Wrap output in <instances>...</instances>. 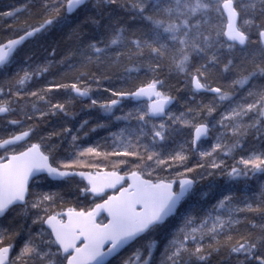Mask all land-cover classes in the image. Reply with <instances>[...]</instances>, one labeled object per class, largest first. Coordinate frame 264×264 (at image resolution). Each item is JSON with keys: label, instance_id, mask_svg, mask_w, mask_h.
<instances>
[{"label": "snow or ice", "instance_id": "6c2138e0", "mask_svg": "<svg viewBox=\"0 0 264 264\" xmlns=\"http://www.w3.org/2000/svg\"><path fill=\"white\" fill-rule=\"evenodd\" d=\"M53 30L51 58L37 60L27 45ZM64 70L74 75L61 82ZM42 76L53 79L37 89ZM258 79L264 0H16L0 11V264H264V182L258 195L222 192L209 205L210 184L192 199L206 178H264ZM25 96L49 111L25 110ZM68 97L104 118L42 129L40 120L74 117ZM113 121L124 122L114 148L82 143ZM184 129L192 134L177 148ZM197 154L203 162L190 166ZM101 155L116 157L111 170L84 159Z\"/></svg>", "mask_w": 264, "mask_h": 264}, {"label": "trees", "instance_id": "16d2710c", "mask_svg": "<svg viewBox=\"0 0 264 264\" xmlns=\"http://www.w3.org/2000/svg\"><path fill=\"white\" fill-rule=\"evenodd\" d=\"M16 4V0H0V11H4L7 9V7L9 5H14ZM60 39V32L58 30H53L50 33L45 34L43 37L42 36H38L35 40H33L32 42H30L27 47L28 49L35 47L39 48L40 51V55L42 58L48 57L51 58V51L50 49H48V45L50 43H52L54 40H58ZM65 54V42L61 41L58 49H57V54H56V59L59 60L61 56H63ZM56 68V70L58 69H62L63 66L62 65H54L53 66V71ZM55 70V71H56ZM74 75V73L69 72V71H62L61 72V76L56 77V79L61 80V82H65L62 77H72ZM47 77V76H45ZM43 77L39 78V82H42ZM143 78V77H141ZM53 78L48 76V78L46 79V83L48 81H51ZM135 79H133L132 83H135ZM172 82H175V80H172ZM254 83L256 84H260V83H264V79H258L257 81H255ZM253 83H249L248 85H245L244 90L241 91L240 94H243V92H245L248 88L252 87ZM177 89L180 88V85L176 86ZM93 91L96 92L95 87L93 88ZM107 98L108 97V93L104 92L103 89H101L100 91L96 92V97L98 99H106L104 97ZM174 94H179L180 96L184 97L185 96V91L183 89H181L179 91V93L174 92ZM37 97H30V96H25V97H21V101L22 104L21 106L29 111V112H35L36 109H40L43 111H49L47 105L43 104L42 106L39 104V99ZM186 98V97H185ZM57 99H64V97H60L58 96ZM35 106V107H33ZM67 107L69 109H72L75 113L74 117H68V118H64L63 116H56V117H51L50 118V122L46 121V120H40L38 114L34 116V119L36 120H40V127L42 129L51 131L53 129L58 130L59 127L63 124H72V125H77L79 124L80 121L82 120H88V127H91L92 125L96 124L97 122L102 121V119L104 118L105 114L98 109V107H89V105L87 103L82 104L81 103V99L77 98V100L75 101V103L73 104L71 97H68L67 99ZM130 107V105H129ZM180 109V105H174L173 106V111H176L177 113L179 112ZM117 114H119V112H117ZM94 117V120L90 119V116ZM124 126V122L123 121H113L111 123V125L109 127L106 128H97V130L95 132H91L90 135L87 138H84L82 140V143L84 145L87 144H94L96 146H98L102 151L103 150H111L112 148L115 147L116 143L120 142V135H119V130L121 127ZM190 129H184L183 132H188V134L190 133ZM251 137V136H249ZM115 142V143H114ZM179 141L177 140L176 142V146L178 145ZM201 149H210V144L206 141H204L203 143H201L200 145ZM66 155L71 156L72 153H66ZM84 159L86 160H94V161H100L101 162V169L100 170H111V162L114 161L116 159V157H104L103 155L99 156V157H93V156H86L84 157ZM197 161H202L201 157H199V155L197 154L196 156L192 157V160L190 162V166L191 164L196 163ZM105 164L108 165L107 168H105ZM123 167V166H121ZM202 171L201 169H198L197 172ZM210 179H216V182H211ZM261 182H264V178H252L250 180H248L247 182L241 181L239 183L236 184H228L225 182V180L222 177H213V178H206L203 181H200L196 192L193 194V201H198L200 200V193L202 191H206L209 187L210 184L214 185V187L212 188L213 191V195L212 196H208L205 199L207 200L208 204L210 205L211 203H214L215 199L219 197L220 193H227V192H235L236 193V198L237 199H241V193H244L246 195L248 194H256L258 195V189H259V184ZM57 191H59V188L55 189ZM70 199L67 198V195L65 196V202L68 204V206H75L76 201L73 199L72 201H69ZM69 202V203H68ZM57 211H59V209H57ZM5 225L7 224V221L3 222ZM159 250L156 251V256L157 258H159ZM214 259H219V257H215Z\"/></svg>", "mask_w": 264, "mask_h": 264}, {"label": "bare ground", "instance_id": "6f19581e", "mask_svg": "<svg viewBox=\"0 0 264 264\" xmlns=\"http://www.w3.org/2000/svg\"><path fill=\"white\" fill-rule=\"evenodd\" d=\"M42 37H43V36H42ZM31 50L34 51V52L36 53V59H37V60H41V59H42L38 47H35V46H34L33 48H31ZM55 70H56V68L54 69V71H55ZM42 77H43V78H42L43 81H42V82H38V83L35 85V87H36L37 89L42 88L43 85L46 83V79L48 78V76H47V77L42 76ZM230 78H231V77H229V79H230ZM172 80H175V82H172ZM178 80H179V78H178V77H175V75H173V78L170 79V84L173 86L174 89H177L176 86L180 85V84L178 83ZM219 83L223 85V84L225 83V81H224V80H220ZM243 90H244V89H242L241 91H243ZM45 91H47V90L45 89ZM53 94H54L53 92H49V93H48V97H46V99H48V98H52V97H53ZM103 95H104V93H103ZM60 97L62 98V96H60ZM104 97H105V95H104ZM105 98H106V97H105ZM36 99H37V98H36ZM55 99H57V97H55ZM39 100H40V99H39ZM39 104H40L41 106H42L43 104L46 105L45 101H42V100L39 101ZM90 119L94 120L93 115L90 116ZM244 119L247 120V117H245ZM191 134H192V130L190 131L189 134H188V132H182L181 135H180V137L177 139V140L179 141V143H178V145H177V148L183 147V146H184V142L190 137ZM216 135L220 136V142H221L222 146L227 145V144H230V143L232 142V140H233V136H234V134H233L231 131L217 132ZM248 139L251 140L252 137H248ZM206 140H207V142L211 145V143L215 142V137H213L212 139H205L204 141H206ZM200 145H201V144H200ZM200 149H201V148H200ZM201 150H210V149H201ZM217 152L219 153V155L217 156V159H221V158H223V159H226L227 163H229V164L233 163L231 157L227 156V155L225 154V152L221 151L220 149H218ZM205 159H206V158H205ZM101 171H104V170H101ZM196 171H198V169H197ZM218 177H219V176H217L216 178H218ZM77 179H79V178H77ZM210 180H211V182H213V183L216 182V179H210ZM213 194H214L213 191H211V192L209 193L210 196H212ZM67 198L70 199L69 201H72V200H73L72 196L67 195ZM68 203H69V202H68Z\"/></svg>", "mask_w": 264, "mask_h": 264}, {"label": "water", "instance_id": "95a60500", "mask_svg": "<svg viewBox=\"0 0 264 264\" xmlns=\"http://www.w3.org/2000/svg\"><path fill=\"white\" fill-rule=\"evenodd\" d=\"M77 178H79V177H77Z\"/></svg>", "mask_w": 264, "mask_h": 264}]
</instances>
